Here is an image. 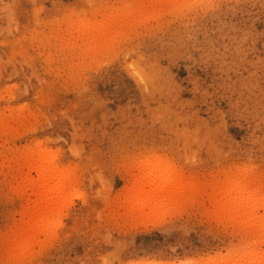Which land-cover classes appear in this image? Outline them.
Listing matches in <instances>:
<instances>
[{
  "label": "rangeland",
  "instance_id": "rangeland-1",
  "mask_svg": "<svg viewBox=\"0 0 264 264\" xmlns=\"http://www.w3.org/2000/svg\"><path fill=\"white\" fill-rule=\"evenodd\" d=\"M37 146L63 202L41 197ZM154 162L180 185L145 207ZM260 251L264 0H0V264Z\"/></svg>",
  "mask_w": 264,
  "mask_h": 264
},
{
  "label": "bare ground",
  "instance_id": "bare-ground-1",
  "mask_svg": "<svg viewBox=\"0 0 264 264\" xmlns=\"http://www.w3.org/2000/svg\"><path fill=\"white\" fill-rule=\"evenodd\" d=\"M40 145V144H39ZM42 146H37V148H39V149H35V151L34 152H36V154H35V164L33 163V165H34V168H36V169H38V171L37 170H34V171H36L37 173L38 172H40V175H41V177L39 178L40 180L37 182L40 186L41 185H43L42 187H45V188H43V189H41V197L43 198V200H48V201H50L49 199H55V197H59V198H61V201L63 202V200L65 199L66 200V198H62L63 196H61V193H64L66 190H65V187H66V185H64V181H63V179H61L62 177H61V175H60V178L58 177L59 176V174H58V169L55 171V169L57 168V167H55V165H54V167H53V165H52V162L54 161L53 160V155H52V153L53 152H51V151H47V150H43V149H40ZM36 148V147H35ZM43 148V147H42ZM33 149V148H32ZM33 152V153H34ZM55 153V152H54ZM32 157V156H31ZM157 162V161H156ZM155 163V162H154ZM44 164H46V165H44ZM55 164V163H54ZM157 163H155V164H151V166L150 167H152V166H154V165H156ZM45 166V168H42V167H44ZM157 166V165H156ZM162 167V166H161ZM166 168V167H165ZM62 169V168H61ZM157 168L156 167H152V170H154L153 172H157V174L155 175L152 171V173H153V175H155V177L153 176V178H155V181L156 182H154V185H153V187L151 188L150 186V188H149V190L147 191V190H143V187H140L139 189H137L138 191H136L135 192V197H134V199H135V202H136V204L137 203H141L142 205H144L145 207H152L158 200V196L160 195V194H162L163 193V191H166V190H168L169 192H173L177 187H179V185L180 184H178V182L176 181V179L171 175V171H167L166 172V170L164 169V171H161V170H159V168H158V170H156ZM160 169H163V167L162 168H160ZM168 170V169H167ZM57 172V173H56ZM62 172V171H61ZM63 173V172H62ZM39 174V173H38ZM58 174V175H57ZM39 175V176H40ZM158 175V176H157ZM63 178H64V175H63ZM52 179H56L55 180V182H52ZM178 180V179H177ZM153 181H154V179H153ZM52 183H54V184H52ZM66 183V182H65ZM153 184V183H152ZM151 184V185H152ZM40 188V187H39ZM67 189V188H66ZM67 192V191H66ZM80 192V191H79ZM159 194V195H158ZM245 196H247L246 195V193H243ZM247 194H249V193H247ZM63 195V194H62ZM64 195H65V193H64ZM244 195H241L240 194V196H241V200H242V202H243V199L245 198V197H243ZM66 196V195H65ZM64 196V197H65ZM240 196L239 195H237L236 196V198L237 197H239L240 198ZM249 196H251V195H248L247 196V198H249ZM243 197V198H242ZM58 198V199H59ZM238 198V200L240 201V199ZM244 199V201H245V203L244 204H246V202L248 201V199ZM57 199V198H56ZM63 199V200H62ZM234 199V198H233ZM250 200H252V199H250ZM60 201V200H59ZM234 202H235V199L233 200ZM237 202V201H236ZM235 202V203H236ZM241 202V201H240ZM241 202V203H242ZM158 203V202H157ZM249 202H247V204H248ZM254 203V202H253ZM61 205V204H60ZM241 205V204H240ZM249 205H251V203L249 204ZM243 206V205H242ZM247 207H249L248 205H247ZM236 208H239L238 207V203H237V207ZM250 209H249V213H250V215H251V206L249 207ZM253 208V210H254V206L252 207ZM245 209H246V207H245ZM255 210H256V208H255ZM254 212V211H253ZM247 213V212H246ZM254 214H255V212H254ZM253 214V215H254ZM249 215V214H248ZM253 215H251V217L253 216ZM249 219H250V217H249ZM256 219V218H255ZM258 251V250H257ZM262 251H260L259 253L257 252H253V253H250V254H248L249 256H246L245 255V257H244V260H245V262H244V260H243V263L244 264H264V253H263V255L262 254H260ZM224 260V259H223ZM224 262V261H223ZM222 262H220V264H221ZM225 264H226V262H224ZM223 263V264H224ZM240 263V262H239ZM241 263H242V261H241ZM240 263V264H241Z\"/></svg>",
  "mask_w": 264,
  "mask_h": 264
}]
</instances>
